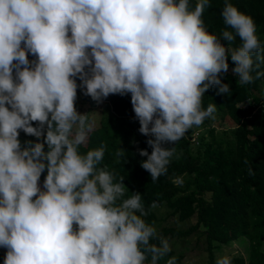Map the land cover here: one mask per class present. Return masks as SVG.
<instances>
[{
	"label": "clouds",
	"instance_id": "1",
	"mask_svg": "<svg viewBox=\"0 0 264 264\" xmlns=\"http://www.w3.org/2000/svg\"><path fill=\"white\" fill-rule=\"evenodd\" d=\"M210 6V0H196L194 8L190 0H0L3 264H159L168 257L169 239L145 219L157 204L146 209L140 193L126 195L124 178L103 164L106 145L80 151L93 126L75 107L77 88L97 103L131 94L138 131L152 149L139 150L147 157L141 167L156 182L180 158L164 145L215 119L217 106L204 108L203 97L213 86L230 93L221 80L229 57L240 85L264 77V44L253 18L224 0L225 28L217 37L202 19ZM21 131L37 142L22 145ZM124 155L119 148L117 163ZM215 264L232 260L222 255Z\"/></svg>",
	"mask_w": 264,
	"mask_h": 264
},
{
	"label": "trees",
	"instance_id": "2",
	"mask_svg": "<svg viewBox=\"0 0 264 264\" xmlns=\"http://www.w3.org/2000/svg\"><path fill=\"white\" fill-rule=\"evenodd\" d=\"M229 2L253 18L257 35L264 44V0ZM195 3L196 0H190V7L194 8ZM210 5L202 19L208 32L220 37L225 28L221 16L224 0H210ZM239 43L237 38L231 47ZM28 58L30 61L35 59L30 53ZM232 67L229 57V71L221 74V80L229 84L230 93L218 94L219 86H213L203 97L204 108L209 104L217 106L215 119H206L199 128L193 127L175 145H164L174 146L180 158L174 157L167 175L159 177L156 182H152L150 173L141 167L147 157L140 156L139 150L151 154L152 149L146 143L149 137L138 131L140 124L132 108L130 93L109 95L97 103L84 95L80 87L77 88V110L80 106L90 109L104 106L99 122L92 125L93 130L80 151L84 153L106 145L103 164L114 170L118 178H124L128 188L126 195L140 193L146 209L153 202L157 204L145 218L148 223L154 222L156 226L161 219L171 217H177L179 222L195 220L187 230L165 226L159 233L168 239L188 238L202 229L207 242V264H215L217 253L223 246L242 238L248 241V256L234 255L232 264H264V77L240 85L238 77L231 72ZM259 70L264 71V63ZM80 83L77 79V84ZM215 123L227 127L219 131L213 126ZM197 131L202 133L193 141ZM19 139L22 145L29 140L37 142L36 137L27 136L22 131ZM119 148L125 151V155L117 163L115 153ZM249 168L253 175H249ZM46 174L45 170L41 175V187ZM176 176L183 177L182 186L172 183ZM160 212L165 219L160 217ZM6 251L0 247V264H3ZM172 256H175L173 250L159 264H165ZM176 258L177 264H181L183 257Z\"/></svg>",
	"mask_w": 264,
	"mask_h": 264
},
{
	"label": "rangeland",
	"instance_id": "3",
	"mask_svg": "<svg viewBox=\"0 0 264 264\" xmlns=\"http://www.w3.org/2000/svg\"><path fill=\"white\" fill-rule=\"evenodd\" d=\"M264 89V86H263ZM264 97V92L262 94ZM77 101V100H76ZM79 105V103L77 102ZM104 106L100 105L95 109H90L89 107H78V112L81 114H87L89 123L95 125L99 122V118L102 115V109ZM213 126L217 130L226 129L227 125L221 127V124L215 123ZM160 217L164 218L163 212H160ZM160 218V219H161ZM165 219V218H164ZM195 223V220H188L185 222H179L177 217H171L169 219L163 220L156 225L158 232L162 227L173 226L181 230H187ZM202 229L195 232L188 238H169L172 250L175 253V257L181 255L183 257L181 264H207L208 253L206 251L207 242L203 236ZM248 241L245 238H242L238 241L233 242L229 246H223L220 251L217 253V257L222 255H229L233 257L234 255H243L247 258L248 256Z\"/></svg>",
	"mask_w": 264,
	"mask_h": 264
},
{
	"label": "built area",
	"instance_id": "4",
	"mask_svg": "<svg viewBox=\"0 0 264 264\" xmlns=\"http://www.w3.org/2000/svg\"><path fill=\"white\" fill-rule=\"evenodd\" d=\"M202 132L201 131H197L195 134H194V137H193V141H196L198 136L201 134Z\"/></svg>",
	"mask_w": 264,
	"mask_h": 264
}]
</instances>
